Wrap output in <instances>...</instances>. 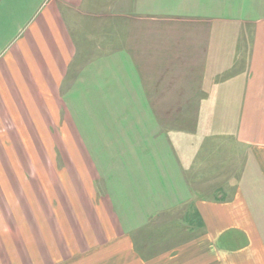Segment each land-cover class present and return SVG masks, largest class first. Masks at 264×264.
I'll list each match as a JSON object with an SVG mask.
<instances>
[{
	"label": "crops",
	"instance_id": "1",
	"mask_svg": "<svg viewBox=\"0 0 264 264\" xmlns=\"http://www.w3.org/2000/svg\"><path fill=\"white\" fill-rule=\"evenodd\" d=\"M96 1L100 21L89 31ZM10 6L15 25L0 47L3 108L28 111L32 119L27 103H72L62 88L72 95L81 87L82 116L78 122L69 113V122L93 157L76 158L74 166L94 184L86 182L92 199L102 192L95 208L105 231L85 244L116 246L122 259L126 249L132 264H264V0H11ZM77 68L97 73L74 81L69 72ZM121 83L123 96L151 103V131L134 127L140 138L132 142L135 129L123 126V116L105 126L115 129L103 133L111 140L123 139L113 159L95 153L108 151L104 129L100 122L98 136H90L85 106L90 97L119 102L108 88ZM149 228L151 239L131 237ZM150 246L151 255L141 249Z\"/></svg>",
	"mask_w": 264,
	"mask_h": 264
},
{
	"label": "rangeland",
	"instance_id": "2",
	"mask_svg": "<svg viewBox=\"0 0 264 264\" xmlns=\"http://www.w3.org/2000/svg\"><path fill=\"white\" fill-rule=\"evenodd\" d=\"M6 1L0 7V47L15 25L10 13L11 0ZM99 6V1H96L90 11L91 17L86 19L92 27L89 31L98 29L95 24L100 21V18L96 19L100 16ZM148 60V56H142V61ZM95 71L94 68L88 72L77 68L69 74L72 73L71 77L74 75V81L79 78L89 80L94 79V74L97 73ZM122 83L120 87L108 88L116 90V95L111 98L119 99V102H93L95 97H90L92 101L86 104L89 115L86 119L87 129L93 138L98 136L100 122L103 134L106 128L114 131L115 129L108 127L122 116L123 126L131 127L129 129L133 131L135 129L130 135L132 142H137L140 138L134 127H139L140 132L142 128H150L151 131V103L132 101V96H123ZM128 89L125 87V92ZM144 90L147 88L144 87ZM71 91L69 87L62 88L61 97L76 99L81 93V87L73 91L72 95ZM73 100L72 103H67L65 99L64 102L60 100L58 103H44L43 107L41 104L27 103L32 116L38 119H31L28 111H24L26 119L15 118V113L24 112L17 110L18 108H15L16 111H6L0 104L3 113L9 115L0 118V264H132L130 256L126 255V249L122 251L125 256L122 259L116 246L109 244L94 249L85 244L86 238L96 234L103 237L105 234L98 224L100 215L95 208L102 192L97 191L96 197L92 199L86 182L90 187L94 184L89 183V178L84 179L78 167L74 166L76 158L87 159L93 155L91 151L84 149L83 140L78 136L73 121L69 122V113L76 116V121L79 122L78 116H82L83 111L78 99ZM160 105L162 109V104ZM103 140L108 151L98 150L95 153H105L107 157L114 159L116 151L112 148L120 147L123 139H115L114 142L105 133ZM102 169L105 172L110 168ZM82 172L86 174L84 168ZM104 202L108 204L107 200ZM91 220L98 227L96 231L91 229ZM149 230L135 232L131 237L148 238L147 234H150L151 239V228ZM112 233L116 235L115 232ZM109 234L111 238L112 235ZM141 249L151 255V246Z\"/></svg>",
	"mask_w": 264,
	"mask_h": 264
}]
</instances>
